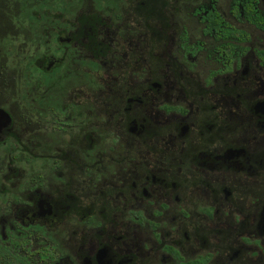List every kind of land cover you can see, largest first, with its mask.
<instances>
[{"label": "flooded vegetation", "instance_id": "af4514ba", "mask_svg": "<svg viewBox=\"0 0 264 264\" xmlns=\"http://www.w3.org/2000/svg\"><path fill=\"white\" fill-rule=\"evenodd\" d=\"M0 264H264V0H0Z\"/></svg>", "mask_w": 264, "mask_h": 264}]
</instances>
